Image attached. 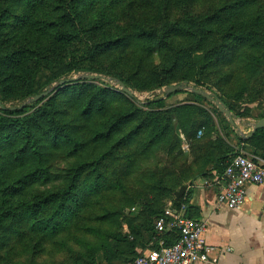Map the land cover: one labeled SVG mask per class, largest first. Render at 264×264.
Returning a JSON list of instances; mask_svg holds the SVG:
<instances>
[{
  "label": "trees",
  "instance_id": "trees-1",
  "mask_svg": "<svg viewBox=\"0 0 264 264\" xmlns=\"http://www.w3.org/2000/svg\"><path fill=\"white\" fill-rule=\"evenodd\" d=\"M63 1L65 0H0V38L8 40L6 47L10 45L9 49H5L6 53L0 55V61L6 62L8 69L5 73L8 76L14 75V78L27 80L23 98L39 94L33 87L32 78L37 69L49 64V58L57 51L67 59L68 69L51 75L46 84L59 80L70 71H92L89 67L78 66L79 63L71 49H77V44L83 40L84 27L101 28L93 21L94 18L85 25L81 24L77 8L79 0H69L68 6H64ZM116 1L118 0H104L105 8L108 9V4ZM182 1L187 6V0ZM22 3H25L21 14L25 29L12 37H2L6 15ZM216 5L198 14L188 11V16L184 20L187 25L185 28L176 22L168 28L169 31H163V46L157 44L152 48L158 29L142 26H136L134 31L128 34L121 33L117 38L110 39L102 45L105 49L119 48L122 45L128 52L131 49L133 53L137 52L139 55L160 51L165 56L162 64L168 65L161 71L166 70L170 74L162 77L160 84L171 83L175 79L191 81L187 76L179 74V71L181 68L185 71L194 68L196 62L192 60L196 61L197 58L192 55L193 52H204L198 66L206 68L209 59V64L214 63L229 54L232 49L237 52L245 43L251 42L249 46L252 48L259 47L256 30L264 27V0H219ZM29 8L39 15L44 11L45 16L36 17L37 23L34 24L27 12ZM104 15L102 14L101 18ZM39 19L42 22L37 26ZM216 30L220 31L221 43L218 45L216 43L219 40L208 42ZM34 33L39 39L32 38L36 42L33 48L28 50L17 46L24 39L28 40L27 35ZM173 35L176 36V41L167 40V37ZM230 41L234 43L231 49ZM242 52L244 59H236L237 69L242 68L246 75L235 69L226 80H231L230 78L235 76L240 79L235 85L246 87L247 80L253 76L249 71L254 69L251 63L256 54H248L247 50ZM235 58L236 56L229 57L232 61ZM62 90L69 91L68 95L72 97V99L68 97L65 109L53 107V103L47 102L46 108L35 110L31 114L26 113L28 105L18 108L17 106L22 104L20 103L15 105V109H9V106H5L0 99L6 107L0 108V241L3 234L6 239V235L12 233L14 229L16 231V227L19 226L43 236L38 241V247L44 245L55 250L67 247L58 235L63 234L64 230L67 231L69 226L76 227L67 224V220L72 216L68 214H71L70 205L73 200L75 201L76 191L87 181L91 185H97L96 181L103 185L102 181L107 179L108 175L107 172L99 173V169L112 158L113 149L124 146L127 148V159L116 176L127 180L126 188L122 190L120 187L125 186H121L122 183L118 181L107 186L109 190H118V198L113 201V205H105L106 209L95 218L98 227L94 228L93 232L96 233L98 240L94 242H89L85 238L80 240L82 252L77 255V259L75 257L76 264H134L136 257L139 256L136 248L145 247L148 243L140 229L154 231L149 237L152 239V249L158 247L159 240H163L164 245L173 244L178 239L175 230L157 236L154 230L156 220L164 214L167 206L165 200L170 201L169 207L172 209H177L182 204L188 207L190 189L179 199L175 198V192L187 181H193L197 177L204 178L212 174L220 178L239 148L235 149L226 143L213 121L204 116L206 111L200 108L194 107L191 120H186L188 109L186 107L175 108L172 110L174 113L167 111L165 114L160 112L157 114L136 105L134 102L137 100L133 96H122L121 93L107 88L98 89L91 82L73 81ZM241 92L245 93V88ZM219 98L232 111V107L221 96ZM114 99H118L120 104L116 108H110L109 102ZM85 103L87 105L85 110H81ZM107 117L109 119L104 121ZM263 117L264 114H260L256 119ZM229 125L225 127L229 129ZM91 128H94L90 133L92 140L103 143L100 154L95 160L74 158L79 147L86 143V131ZM200 129L202 134L197 136ZM236 137L238 147L243 144L241 149L244 150V143L249 142L255 153L262 150L261 154L264 155V128L257 129L248 139L238 135ZM160 141L164 149L162 151L167 152L166 160L172 155L167 161L170 166L166 167V172L162 173L157 167L152 171L142 170V173L136 171L140 157L145 155V159L150 156L156 149L152 146ZM166 142L167 150L164 148ZM184 144L187 145V154L182 151ZM59 154L63 157L70 156L74 161L63 170H58L56 174V168L52 167L51 161L53 157H60ZM195 154H198L196 158ZM178 162L180 164L174 166ZM92 174H96L94 178ZM51 179L57 180L55 184L36 193L37 184L48 185L47 183L53 181ZM140 181L142 183H139ZM134 188H138V192H135ZM145 190L150 192L149 196L147 194L141 196L140 192ZM22 192L28 194L22 196ZM28 196H33V199H27ZM125 208L129 210V214L126 213V221H121L120 216L125 214ZM60 218H63L62 222H59ZM123 224L128 226V233L123 232ZM18 232L21 234V231ZM45 238L52 240L47 242ZM7 245L9 243H3L1 249Z\"/></svg>",
  "mask_w": 264,
  "mask_h": 264
},
{
  "label": "rangeland",
  "instance_id": "rangeland-1",
  "mask_svg": "<svg viewBox=\"0 0 264 264\" xmlns=\"http://www.w3.org/2000/svg\"><path fill=\"white\" fill-rule=\"evenodd\" d=\"M218 1L219 0H187L186 6L183 4L182 0H118L115 3H109V8L106 9L104 0H79L77 8L81 17V24L85 25V23L92 21L94 18L93 21L101 29H89V27H84L85 35L83 40L77 44V49L72 48L71 51L74 58L79 63L78 66L89 67L92 71H70L59 80L46 84L47 79L51 75L68 69L66 63L67 59L58 54L60 51H57L49 58V64L37 69L36 74L32 78L33 87L37 89L39 93L47 91V94L41 96L37 100L31 101L33 96L23 98L28 84L27 80L14 78V75L13 77L8 76L5 73L8 69V67H6V62L1 60L0 99L5 106H15L20 103L28 105L26 110L27 114H31L35 110L41 108H46L48 106L47 102L53 103V107L65 109L67 107L68 97L71 99L72 97L68 95L70 94L69 91H63L62 88L69 86L73 81L91 82L93 85L97 86L98 89L107 88L111 91L121 93L122 96H133L137 100V102L134 100L136 105L140 106L143 110L152 111L157 114L159 112L165 114L167 111L171 112L175 108L182 106L188 108L186 110L187 115L185 119L191 120L190 117L194 109L200 108L206 111L204 116L206 118L209 117L213 121L217 127V129L216 127L215 129L218 130L219 133H225L228 129L225 125L227 126V124H229L226 116L217 109L213 102L205 98L204 95L195 93L192 90L196 88L204 93H212L217 97L221 96L232 107V111L230 112L236 122L233 126L236 135H247L249 132L246 133L245 131L250 129V123L264 112V27L256 30L259 41L258 48L250 47L249 45L251 42L245 43L241 45L242 47L239 48L237 52L232 49L229 54L219 58L214 63L209 64V59L206 68H199L198 66L201 62L199 59L204 57V52H193L192 55L197 58L196 61L192 60V62H196L194 68L189 71H185L184 68H181L179 71V74L187 76L191 81H177V79H175L171 83L160 84L162 77L165 78L166 76H170L166 70L161 71L168 65L162 64L165 56L160 51L156 50L151 54L139 55L136 54L137 52L133 53L131 49L129 50L130 52H128L127 48L122 45L119 48L112 47L110 49H105L103 47L104 45H102V43L110 39L117 38L121 33L128 34L134 31L136 26H142L147 28L153 27L152 29L156 27V29H158V31L155 32L157 38H155V41L152 43V48L157 44L163 46L162 33L164 30L169 31L168 28L176 22L181 23L185 28L187 25L184 23V20L188 16V11L195 14L202 13L208 8L216 7ZM63 2L64 6L69 5V0ZM24 5L25 3H22V5H19L14 11L12 10L11 13L6 15L4 19L5 26L2 28V37H12L16 35L17 32L25 29L24 21L21 17L24 11L22 6ZM27 12L31 16V21L34 22V24L37 23L36 17L41 18L45 16L44 11L39 15L33 11L32 8H29ZM102 14H105L103 18H101ZM100 21L102 22L101 24ZM40 22H42V20L39 19L37 26L40 25ZM24 36L25 35H23V37ZM27 36L28 40L24 39V41L17 46H22L30 50L36 45V42L33 41V37H38L36 33ZM219 39L220 31L216 30L212 39L209 38L208 42L213 43L215 40ZM167 40L176 41L177 39L176 36L173 35L167 37ZM230 42L229 48L231 49L234 43H232V41ZM252 42L254 43V41ZM220 43L221 41L219 40L216 44L218 45ZM7 44L8 40L0 38V55L6 53L5 49H9L10 45L6 47ZM67 48H69V46ZM246 50V53H255L256 56L252 59L251 63L254 69L252 68V70L249 71L252 72L251 74L253 76L247 80V86L244 87V85H235L237 80H240L237 79V77H231V80H226V78H229L230 74L235 72V69H237L236 59L240 58L243 60L244 55H241V52ZM230 56H236V58L232 61L229 59ZM241 69L242 68H238L237 70L243 72L245 76V71ZM139 70L140 73H138ZM87 74H98L101 75V77L88 81L89 79L85 77ZM121 79L125 83V87L131 91L130 95L125 93L117 84L116 80L122 81ZM61 80L64 82L59 84ZM244 80L246 79L244 78ZM183 82H187L186 89H179L172 93L166 92L167 86L180 85ZM244 88L245 93L241 92L244 91ZM138 102L139 104H137ZM109 103L110 108H116L119 106L120 101L114 99ZM86 106L85 103L81 110H85ZM108 119L107 117L104 121ZM92 131H94V128L86 131V143L83 147L82 145L79 147L74 158L82 160V157H84L89 160H95L98 154H100L103 143L101 141L95 142L92 140L90 137ZM156 143L157 142L152 146L153 149H156L150 156L148 155L145 159V155L140 157L142 161L140 159V163L136 166V171H141L142 173V170L152 171L154 167H157L161 169L162 173L166 172V167L170 166V163L167 161L171 159L172 155L168 156L166 160L167 152L162 151L164 149L161 147V141ZM131 145L133 146V143ZM166 145L167 142L164 147L165 150H167ZM126 150L127 148L124 146H118L116 150H112V158L102 164L99 173L107 172L108 175V178L102 181L103 185H99V181H96L97 185H91L87 181L82 188L76 191L75 201L73 200L70 205L71 214H68L72 216H68L69 219L67 220L68 225L70 224L76 227L72 228L69 226L67 231L64 230L63 234L60 236L58 235V238L62 242H65L64 244L65 246L67 245V247L55 250L43 245L45 247L43 250V246L38 247V241L40 238H43L40 233L34 234L28 231L26 227L18 226L16 227V231L14 229L12 233L6 235V239H4L5 234L2 235L0 241V264H76L75 257L77 259V255L82 252L80 240L84 238L89 242L98 240L96 233L93 232L94 228L98 227L95 218L106 209L105 205L112 204L113 201L118 198V190H109L107 186L114 181L121 182V186L127 184V180L119 179L116 176L121 165H123L125 163L124 161L127 159ZM182 151L186 154L188 153L187 145L185 147L182 146ZM74 158L70 156L63 157V155L56 158L53 157L51 165L53 168H56L55 173L58 174V170L60 171L68 167L70 162L74 161ZM175 161L177 162L178 159ZM179 164V162L175 163L174 166L177 167ZM104 169H106V171ZM95 175L96 174H92V177L94 178ZM141 175L142 174H140V176ZM51 180L53 181L47 183L48 185L37 184L36 193H39V190L51 187V185L57 181L56 179ZM141 181L139 183H142ZM120 188L125 190L126 186ZM134 190L138 192V188H134ZM146 191L147 190L144 192L141 191V196L143 194L149 196L150 192ZM23 194L26 195L28 193L22 192V196ZM27 199H33V196H28ZM165 201L167 205H170L169 200L166 199ZM124 213L125 214H121L120 216L121 221H126V213L129 214V210L125 208ZM62 221L63 218H60L59 222ZM18 230L21 231V234H19ZM73 234L75 235L72 237ZM45 240L49 242L52 239L45 238ZM5 242L9 243V245L5 246L2 250V244ZM13 246L15 247L14 249Z\"/></svg>",
  "mask_w": 264,
  "mask_h": 264
},
{
  "label": "crops",
  "instance_id": "crops-1",
  "mask_svg": "<svg viewBox=\"0 0 264 264\" xmlns=\"http://www.w3.org/2000/svg\"><path fill=\"white\" fill-rule=\"evenodd\" d=\"M229 126L227 136L223 131L219 134L230 146L241 148L243 144L238 147L236 132L232 133L234 128L231 124ZM245 132H250V129ZM243 151L264 162L262 150L255 153L249 142L244 143ZM195 155L196 158L198 154ZM204 180H208L210 185H203ZM217 181L218 176L212 174L187 181L184 193L190 189V198L184 214L206 222L202 237L210 247V257L216 259L214 264H264V183L248 184L246 198L241 206L229 209L217 202V195L222 189L221 182L217 184ZM173 209L167 205L162 216H170ZM122 230L128 233V226L124 224ZM140 232L148 243L145 247L136 248L139 254L152 249V239L149 237L154 231L140 229Z\"/></svg>",
  "mask_w": 264,
  "mask_h": 264
},
{
  "label": "built area",
  "instance_id": "built-area-1",
  "mask_svg": "<svg viewBox=\"0 0 264 264\" xmlns=\"http://www.w3.org/2000/svg\"><path fill=\"white\" fill-rule=\"evenodd\" d=\"M202 129L197 131V136ZM186 146V145H185ZM237 154L224 169L219 181L222 185L217 195V202L229 209H237L246 198L248 184L264 183V162L248 155L243 149H237ZM208 186V180L203 181ZM186 206L182 204L173 209L170 216H160L155 222L158 234L169 230L178 233V239L171 245H164L160 240L158 247L150 249L136 257L134 264H214L215 258L209 255L210 247L203 241L202 234L206 229V222L187 217Z\"/></svg>",
  "mask_w": 264,
  "mask_h": 264
},
{
  "label": "water",
  "instance_id": "water-1",
  "mask_svg": "<svg viewBox=\"0 0 264 264\" xmlns=\"http://www.w3.org/2000/svg\"><path fill=\"white\" fill-rule=\"evenodd\" d=\"M85 77H87L89 80H94V79H98L101 77V75H98V74H87L85 75ZM67 81V80H66ZM64 81L61 80L59 82V84H62ZM117 84L121 87V89L127 93V94H131V91L128 90L124 83L120 80H116ZM187 88V82H183L181 83L180 85H169L167 86L166 88V92L167 93H172V92H175L177 90H181V89H186ZM195 93H199V94H202L204 95L205 98H207L208 100H210L211 102H213V104L217 107V109L222 112L229 124H231L232 126H234L236 124L235 120H234V117L232 115V113L230 112V110L226 107V105L224 104V102L221 101V99L215 95H213L212 93H204L202 92L200 89H196V88H193L192 89ZM47 94V91H44V92H41L39 94H36L32 97L31 101L32 100H37L39 99L41 96H44ZM25 104L22 103L20 104L19 106H17L18 108H21L23 107ZM0 108L1 109H5L6 107L0 102ZM16 106H9V109H15ZM250 132L247 134V135H243L242 138L244 139H248L249 137H251L253 135V133L257 130V129H260V128H264V117L263 118H260V119H256L254 120L253 122L250 123ZM186 189V186L185 185H182L176 192H175V198L176 199H179L180 196L184 193Z\"/></svg>",
  "mask_w": 264,
  "mask_h": 264
}]
</instances>
